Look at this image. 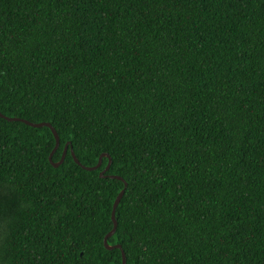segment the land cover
Here are the masks:
<instances>
[{
  "label": "trees",
  "instance_id": "obj_1",
  "mask_svg": "<svg viewBox=\"0 0 264 264\" xmlns=\"http://www.w3.org/2000/svg\"><path fill=\"white\" fill-rule=\"evenodd\" d=\"M0 112V264H264V0H0Z\"/></svg>",
  "mask_w": 264,
  "mask_h": 264
},
{
  "label": "water",
  "instance_id": "obj_2",
  "mask_svg": "<svg viewBox=\"0 0 264 264\" xmlns=\"http://www.w3.org/2000/svg\"><path fill=\"white\" fill-rule=\"evenodd\" d=\"M0 116L5 117L6 119H8V120H10V121H12V120H20V121H23V122H25V123H27L28 125H31V126H33V127H43V126L49 127V128L51 129V131L53 132L54 137H55V140H56L55 147H54V149L52 150V152H51V154H50V157H49L50 161H53V160H52L53 155H54V153L57 151V149H58L59 146H60V137H59V134H58V132L56 131V129H55L50 123H48V122L33 123V122H30V121L25 120V119H22V118H17V117H7V116H5L4 114H2L1 112H0ZM67 148H68V147L66 146L65 149H64V152H63V155H62L60 161L55 162V163L53 162L54 165H55L56 167L59 166L61 163L64 162L65 157H66V154H67ZM71 154H72V156H73L74 161H75L78 165H81L84 169L89 170V171L99 169V168L101 167V165H102V159H103V156L106 155V154H103V155L100 157L99 162H98L97 165H95V166H93V167H87V166H84V165L81 164V162L79 161L78 157L76 156V154H75V152H74L73 150H71ZM106 156H107V155H106ZM108 158H109V162H108L107 166L105 167V169H103V170L100 172V176H101V177H103V176L106 174V172L110 169V166H111V164H112V159H111V157L108 156ZM111 178H117V179H119V180H123L122 177L117 176V175H112ZM124 183H125V186H127V183H126V182H124ZM124 193H125V188L119 193V195L117 196V198L115 199V202H114V204H113L111 218H112V221H113V224H114V225H113L112 230H111V231L105 236V239H104V243H105V245H106L108 248H115V247H116V248H121V245H119V244H116V245H114V246H109V245H108V239H109L111 236H113V234L116 232V229H117V226H118V222H117V220H116V210H117V207H118V205H119V203H120V201H121V199H122ZM126 263H127V258H126L125 252L122 251V264H126Z\"/></svg>",
  "mask_w": 264,
  "mask_h": 264
}]
</instances>
